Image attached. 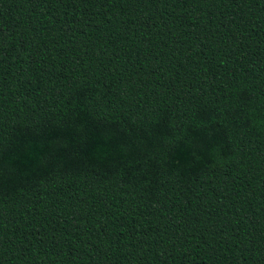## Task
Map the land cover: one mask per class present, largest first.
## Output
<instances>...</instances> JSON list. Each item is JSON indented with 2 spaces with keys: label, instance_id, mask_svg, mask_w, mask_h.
Instances as JSON below:
<instances>
[{
  "label": "trees",
  "instance_id": "obj_1",
  "mask_svg": "<svg viewBox=\"0 0 264 264\" xmlns=\"http://www.w3.org/2000/svg\"><path fill=\"white\" fill-rule=\"evenodd\" d=\"M0 264H264V0H0Z\"/></svg>",
  "mask_w": 264,
  "mask_h": 264
}]
</instances>
